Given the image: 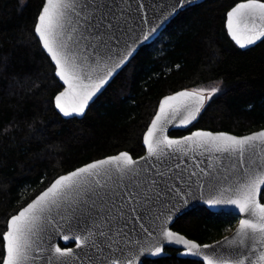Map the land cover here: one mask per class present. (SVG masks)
<instances>
[{"label": "snow or ice", "instance_id": "snow-or-ice-1", "mask_svg": "<svg viewBox=\"0 0 264 264\" xmlns=\"http://www.w3.org/2000/svg\"><path fill=\"white\" fill-rule=\"evenodd\" d=\"M188 2L175 0L168 14L159 17L158 22L149 25L147 30L142 29L133 43L148 40L169 15ZM114 3L115 0L112 3L108 0H95V3L45 0L37 17L34 33L54 61L55 74L67 85L55 96V106L65 116L84 113L89 101L135 50L128 43L133 38L130 30H126L125 13L122 9L113 11ZM226 16L227 30L240 47L264 38V0L237 3ZM123 37L128 39L122 40ZM219 91V87L199 88L164 97L145 135L149 155L140 159L149 165L148 168L140 165L128 152H121L56 179L8 220V230L2 236L5 243L0 264H52L53 259L57 264H138L142 253H162L163 244L160 240L153 243L151 232L143 225L140 228L145 237L134 238L131 233L136 231V222L145 214L152 215L153 206L163 198L161 184L165 177L174 182L169 195L175 191L179 198L172 211L179 210L180 204L186 202L184 194L175 188V181L184 182L183 173L171 176L149 164L152 158L161 163L171 160L173 157L168 150L234 155L237 162L232 165V179L223 178L229 184L226 191L230 196L210 198L207 203L236 206L239 212L247 214V218L240 220L233 239L225 240L230 246L231 254L228 255L205 254V249H212V245L202 246L185 239L164 224L159 226L158 235L168 241L179 240L187 246L189 254L203 256L206 264H264V203L259 199V192L264 187V130L245 136L197 130L180 139L166 134L167 124L181 110L187 115L180 123L190 124L197 118L206 99ZM249 153L253 155L251 160L247 159ZM196 159L193 156V160ZM180 167L175 163L168 172ZM197 175L192 171L188 179ZM199 175L210 186L223 182L212 170L200 169ZM200 189L203 190V185ZM169 218L165 217V223ZM60 221L72 229L79 228L82 234L63 235ZM54 235H61L65 241L74 239L76 248L88 250L82 253L84 259L73 248L53 244Z\"/></svg>", "mask_w": 264, "mask_h": 264}, {"label": "trees", "instance_id": "trees-1", "mask_svg": "<svg viewBox=\"0 0 264 264\" xmlns=\"http://www.w3.org/2000/svg\"><path fill=\"white\" fill-rule=\"evenodd\" d=\"M44 1L0 0V254L9 218L59 175L123 150L144 154L143 136L168 94L220 88L190 126L172 135L264 128V39L243 50L226 28L227 12L242 0H205L181 11L140 48L82 118H64L54 104L63 86L34 33ZM238 220L197 207L172 227L207 243L231 232ZM166 251L169 255L143 264H203L179 257L177 249Z\"/></svg>", "mask_w": 264, "mask_h": 264}, {"label": "water", "instance_id": "water-1", "mask_svg": "<svg viewBox=\"0 0 264 264\" xmlns=\"http://www.w3.org/2000/svg\"><path fill=\"white\" fill-rule=\"evenodd\" d=\"M203 1H205V0H189L188 3H186L182 7L178 8L175 12H173L171 15H169L168 19L158 28L157 32L154 35L149 37L148 40H146V41L142 40L141 42L133 43V40H135V38L140 35L142 29L147 30L149 25H155L158 22L159 17H161L162 15L168 14V12L170 11V6L175 3V0H115V3L113 4V11L119 12L121 9L124 11L125 19L128 21L126 30H130L131 36L133 38L132 40H128V43L135 50L133 51V53H132L131 57L128 59V61L120 69H118L116 71V73L113 74L112 78L109 79V82L101 88V90L92 98V100L89 101L88 107L85 109L84 113H82V114L73 113L70 116H65L55 106L57 111L64 118H72V117L82 118L86 114L90 105L105 90V88L119 74V72L131 61V59L138 53V51L140 50V48L142 46L155 41L159 37V35L164 31V29L167 27V25L181 11H183V10H185V9L195 5V4H199ZM88 2L89 3H95V0H88ZM108 2L112 3V0H108ZM241 2H245V0H242L238 3H241ZM44 3H45V1H44ZM234 6H232V7H234ZM231 8L229 9V11L231 10ZM41 10H42V8H41ZM226 20H227V16H226ZM228 34H229L230 38L233 40V42L239 48H241L243 50L249 49V48L257 45L259 42H261L264 39V38H261V39L257 40L254 44L248 45L246 47H240L235 42V40L232 38V36L229 32H228ZM85 35H87V34L85 33ZM127 39H128V37L122 38V40H127ZM41 45H42V42H41ZM44 51L50 57V54L47 53V51L45 49H44ZM89 51H91V49H89ZM50 59H51V57H50ZM51 61L54 64V61L52 59H51ZM57 78L59 79V81L61 82V84L63 86V88L60 91H63L67 87V85L58 76H57ZM183 90L192 91L194 89H182L179 91H183ZM179 91H177V92H179ZM175 93H171V94H168L166 96L174 95ZM164 97L161 99L159 106H158V109H157L153 119L151 120V122H150L144 136H143V145L145 148L144 154H142L141 156H138V157H134L129 151H126V150L121 151V152H128L133 157V159L137 160L138 163L140 165H142L144 168H148V166H149L148 164H145L144 161H142L140 159L141 157H147L149 155L148 149H147V144L144 142L145 135H146L149 127L151 126L152 121L155 119L156 114L159 112L160 104L163 101ZM206 101H207V99H206ZM206 101H205L204 105L206 104ZM54 104H55V97H54ZM204 105H203V107H204ZM203 107L201 108V110L203 109ZM201 110H200V112H201ZM169 115H171V114H169ZM185 115H187V113L184 110H181L180 113L177 114L174 118H172L171 122L167 124V133L166 134L170 138L180 139L183 136H187V135L191 134V132L184 134V135H179V136L171 134V132L174 130H182V129L187 128L197 119L196 118L195 120H193L190 124L182 125L180 123V121H181V119L184 118ZM197 130L212 131V132H226V133H229L230 135L245 136V135H250V134L257 132V131L264 130V128L254 130V131L246 133V134H235V133L229 132V131H213V130H209V129H195L193 131H197ZM121 152H119V153H121ZM168 152L173 157L171 160H168L166 163H161V162H158L156 158H152L149 161V164L153 165L155 169L160 170L162 172H165L171 176H178L180 173H183L184 182H181L179 180L175 181V188L184 194V196L186 197V202L183 204H180L179 210L172 211L173 205L179 203V198L177 197L175 191H171V195H169V192L172 189L174 182L171 180H168L167 177H165V182L161 184V188L163 189V192H164L163 198L153 206L152 215L145 214L140 221L136 222V225H135L136 231L131 233V235L134 238L145 237L146 234L140 228V225H143V228L148 229V231L151 232L153 243H155L156 240H160V242L163 244L164 251L162 253H159V254H153V253H148V252L142 253L138 258V264H142L145 259H155V258H159V257L169 255V253L165 250L166 248L177 249L178 250L177 255L179 257L198 260V261L203 262V264H206V261H204L203 256L189 254L187 252V246L180 243L179 240L168 241V240L160 237L158 235V229H159V226L161 224H164L165 227H167L171 231L177 233L179 236L184 237L185 239L194 240L196 243L201 244L202 246L203 245H212L213 246L212 249H205V254H210L213 252L222 253L225 255L231 254L230 246L225 243V240L226 239L227 240L233 239V237L235 236V234L239 228L240 220L247 218V214L239 212L238 208L236 206H233V205L222 204V205L211 206L207 203V200L210 198H227L230 196V193L226 191V189L229 187V184L227 181H223V178L228 177V180L232 179V175H231V173L233 171L232 165L237 162L236 157L232 154L222 153V152H213V153L205 152V153L201 154V151H199V150H197L194 153L193 152H184V153L172 152V150H168ZM119 153L113 154V155H108V156H105L102 158H98V159L92 160L86 164L93 163L97 160H103L109 156L118 155ZM193 156H195L197 159L193 160ZM177 158H179V159H177ZM252 158H253V155L251 153H249L247 155V159L251 160ZM175 163H179L181 165L180 169L174 170L173 172L169 173L168 172L169 167H172ZM86 164H83L77 168L83 167ZM194 165H196V166L194 167ZM77 168H75L69 172L75 171ZM200 169L215 171L217 176L223 182L218 183L214 186H210L208 183H205V178L203 176L199 175ZM192 171L197 172L198 175L196 177H193L191 180H189L188 175ZM241 171H242V169H241ZM69 172L64 173L62 175H59L57 178H55L53 180L52 183H54L55 180L58 179L60 176L67 175ZM155 178L157 180H160V177H155ZM125 179H126V177H125ZM197 180H199V183H197ZM52 183L48 187H46L44 190H42L37 196H35L28 204H30L33 200H35L43 191H45L47 188H49L52 185ZM165 184H166V187H165ZM200 185H203L202 191L200 189ZM221 190H224L223 191V197L220 196ZM263 190H264V187H262L260 192H259V199H260L261 203H264V201H262V199H261V195L263 193ZM28 204L23 206L16 214H18L23 208L27 207ZM197 207H206L213 212H222V213H228V214L236 215L239 218L238 223L235 226V228L233 230H231V232L224 235L223 237H221L217 240L211 241V242L200 243L197 240L189 238L187 235L183 234L182 232L175 230L172 227L175 220L178 217H180L181 215H183V214H185V213H187V212H189V211H191ZM16 214H14V215H16ZM165 217H170L166 223H165ZM53 218L59 220V217L54 216ZM60 223L63 225V228H62V234L63 235L73 237L74 235L82 234L80 232L79 228L72 229L69 227V224L65 223L64 221H60ZM7 230H8V225H7ZM218 242H219V244H218ZM52 243L53 244H59V246L62 248L63 247L73 248L77 252L78 255H81V259H84V256L82 255V253L85 251H88L85 249L76 248V242L74 241V239H69V240L65 241L62 239L61 235H54V238L52 239ZM232 247H235V246H232ZM89 254H91V252H89ZM52 264H57V262L53 259Z\"/></svg>", "mask_w": 264, "mask_h": 264}, {"label": "rangeland", "instance_id": "rangeland-1", "mask_svg": "<svg viewBox=\"0 0 264 264\" xmlns=\"http://www.w3.org/2000/svg\"><path fill=\"white\" fill-rule=\"evenodd\" d=\"M213 87H218V85H214ZM202 88H205V89H210L209 87H202ZM212 88V87H211ZM197 89H199V88H197ZM205 95L207 96L208 95V93L206 92L205 93ZM208 100V99H207Z\"/></svg>", "mask_w": 264, "mask_h": 264}, {"label": "flooded vegetation", "instance_id": "flooded-vegetation-1", "mask_svg": "<svg viewBox=\"0 0 264 264\" xmlns=\"http://www.w3.org/2000/svg\"><path fill=\"white\" fill-rule=\"evenodd\" d=\"M167 249H170V248H166L165 250H167ZM145 260H147V259H145ZM145 260L143 261V263L145 262ZM143 263H142V264H143Z\"/></svg>", "mask_w": 264, "mask_h": 264}, {"label": "bare ground", "instance_id": "bare-ground-1", "mask_svg": "<svg viewBox=\"0 0 264 264\" xmlns=\"http://www.w3.org/2000/svg\"><path fill=\"white\" fill-rule=\"evenodd\" d=\"M129 64V63H128Z\"/></svg>", "mask_w": 264, "mask_h": 264}]
</instances>
